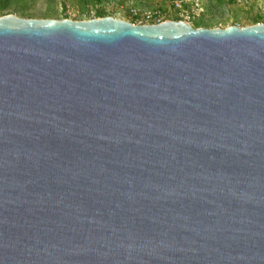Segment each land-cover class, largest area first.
Returning a JSON list of instances; mask_svg holds the SVG:
<instances>
[{
    "label": "water",
    "instance_id": "1",
    "mask_svg": "<svg viewBox=\"0 0 264 264\" xmlns=\"http://www.w3.org/2000/svg\"><path fill=\"white\" fill-rule=\"evenodd\" d=\"M0 264H264V23L1 15Z\"/></svg>",
    "mask_w": 264,
    "mask_h": 264
},
{
    "label": "rangeland",
    "instance_id": "2",
    "mask_svg": "<svg viewBox=\"0 0 264 264\" xmlns=\"http://www.w3.org/2000/svg\"><path fill=\"white\" fill-rule=\"evenodd\" d=\"M202 9H193V0H185L183 7L190 14L189 22L198 21L203 27L245 26L254 24L256 17L264 23V0H226L216 4L215 0H200ZM160 8L162 20H184L181 12L171 6L170 0H0V16L15 14L24 18H51L88 20L103 10L112 16L129 22L134 21L132 9L142 12ZM257 23V22H256ZM195 27V26H194Z\"/></svg>",
    "mask_w": 264,
    "mask_h": 264
},
{
    "label": "built area",
    "instance_id": "3",
    "mask_svg": "<svg viewBox=\"0 0 264 264\" xmlns=\"http://www.w3.org/2000/svg\"><path fill=\"white\" fill-rule=\"evenodd\" d=\"M185 0H172L170 1L171 6H173L174 9H177L181 12V16L184 18V21L189 22L190 14L188 10H185L183 7V3ZM193 9L195 10H201V2L200 0H193ZM132 13L134 16V21L132 23L134 24H148V23H159L163 19V13L160 8L154 9V10H144L138 12L137 10L132 9ZM190 23V22H189Z\"/></svg>",
    "mask_w": 264,
    "mask_h": 264
},
{
    "label": "trees",
    "instance_id": "4",
    "mask_svg": "<svg viewBox=\"0 0 264 264\" xmlns=\"http://www.w3.org/2000/svg\"><path fill=\"white\" fill-rule=\"evenodd\" d=\"M98 2H100V1H102V0H97ZM170 1H172V0H170ZM225 1L226 0H215V3L216 4H223V3H225ZM232 2H233V0H231ZM98 16H105L106 14L103 12V10H99V12H98ZM261 18H260V16H257L256 17V21H255V23L256 22H259V20H260ZM201 25V22L200 21H198L194 26L195 27H198V26H200Z\"/></svg>",
    "mask_w": 264,
    "mask_h": 264
}]
</instances>
